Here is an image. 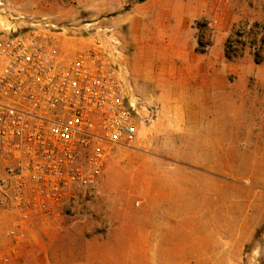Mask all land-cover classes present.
<instances>
[{
    "label": "crops",
    "instance_id": "obj_1",
    "mask_svg": "<svg viewBox=\"0 0 264 264\" xmlns=\"http://www.w3.org/2000/svg\"><path fill=\"white\" fill-rule=\"evenodd\" d=\"M126 1L5 0L18 16L33 4L37 16L57 17H74L80 4H93L91 16H99ZM244 22L264 27V0H145L116 16V25H129L133 92L142 106L156 107L151 121L138 119L134 140L150 148L155 141L176 170H150L147 181L135 183L146 200L119 210L107 254L90 255L88 239L55 232L47 264H240L249 255L264 228V139L246 150L234 140L260 127L240 121L242 82L260 65L224 54ZM245 154L249 163L233 169V156L241 163Z\"/></svg>",
    "mask_w": 264,
    "mask_h": 264
},
{
    "label": "built area",
    "instance_id": "obj_2",
    "mask_svg": "<svg viewBox=\"0 0 264 264\" xmlns=\"http://www.w3.org/2000/svg\"><path fill=\"white\" fill-rule=\"evenodd\" d=\"M16 20L0 33V264L24 262L32 230L88 207L112 150L156 113L116 37L85 40L51 15Z\"/></svg>",
    "mask_w": 264,
    "mask_h": 264
},
{
    "label": "rangeland",
    "instance_id": "obj_3",
    "mask_svg": "<svg viewBox=\"0 0 264 264\" xmlns=\"http://www.w3.org/2000/svg\"><path fill=\"white\" fill-rule=\"evenodd\" d=\"M136 3L137 0H127L120 10L111 8L110 10L104 11V13H100L99 16L97 13L93 17L91 15L97 12L94 5L80 4L77 8L78 13L74 17H54L58 21L73 25L81 32H84L85 40H113V37H116L119 40L122 52L125 53L127 58L131 54L129 25L128 23L116 25L115 19L119 13L131 11ZM32 5L25 4V8L21 10V14L36 15L37 13L31 9L34 8ZM86 6L89 9H84ZM80 7L83 8L81 9ZM16 16L18 14L12 13L11 5L6 3L5 0H0V33L8 32L13 27L21 26L19 21L14 18ZM200 27H204V23ZM252 37V35H249L239 39L244 44V46H241L240 44L234 43L236 37L233 36V47L238 48V56L235 57V60L245 59L250 62L254 61L253 53L255 50H259L260 36H257L254 51L250 47ZM202 44L207 47L208 41H203ZM258 59L260 60V66L256 67L253 71L249 70L247 72L249 77L244 79L241 85L246 90L244 97L242 96L241 99L242 107L244 106V110L249 111V113L242 112L240 121L246 124L260 125L259 128L254 127V131L243 129L240 132L242 135L241 141L237 142L234 140V146L245 150L249 149L252 143L256 142L257 138L259 140L264 139V45L259 50ZM244 63L242 62L243 65ZM243 65H241L242 69ZM232 133L236 137L237 132L233 131ZM248 134L250 136H247ZM155 143L154 141L153 147L150 148L145 143L139 144L133 140L127 147L120 145L112 150L108 156L102 179L97 187L98 195L96 199L82 210L73 213L64 212L58 220L47 222L32 230L29 233L28 239L30 254L24 263L22 262L21 264L49 263V244L55 232L63 235L74 233L80 239H88L89 242L86 246L88 254L90 255L107 254L112 250L114 245L113 225L120 213L119 210L126 208L128 205L139 208L146 200L145 191L136 189L135 183L140 184L141 182L147 181L145 179L146 172L150 170H176V164L163 160L165 155L154 146ZM240 159L242 160L241 163L238 162V157L234 155L230 166L235 170H241L244 168V165L246 166L249 163L246 154ZM235 181L237 182L239 180L234 179V183ZM193 198L194 194L190 193L188 199L192 200ZM136 202L140 203L139 207H136ZM263 231L264 228H260L256 235V240L247 248L249 255L244 257L240 264H264V233L261 235ZM100 244H103L105 247L101 248ZM76 253L80 255L77 251ZM175 261L168 260L167 262L168 264H173Z\"/></svg>",
    "mask_w": 264,
    "mask_h": 264
},
{
    "label": "trees",
    "instance_id": "obj_4",
    "mask_svg": "<svg viewBox=\"0 0 264 264\" xmlns=\"http://www.w3.org/2000/svg\"><path fill=\"white\" fill-rule=\"evenodd\" d=\"M145 0H137L138 3H142ZM249 35H252L253 37L251 38L252 40L250 41V47H252L253 51L254 48H256L255 41L257 39V36H260L259 39V50L263 48L264 45V27L258 23H253L252 25H249L247 22L241 23L238 25V28L235 29V31L227 38L226 43H225V49H224V54L227 59H232L238 56V48L233 47V36L236 37L234 43L240 44L241 46H244L242 42H240L241 38H245ZM254 38V39H253ZM207 44V43H206ZM198 49L203 51L205 49V46L201 42L198 43ZM259 50H255L253 53L254 57V62L256 64H260V60L258 59L259 56Z\"/></svg>",
    "mask_w": 264,
    "mask_h": 264
}]
</instances>
